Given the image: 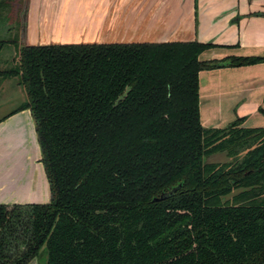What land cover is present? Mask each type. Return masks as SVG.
I'll return each instance as SVG.
<instances>
[{
	"label": "trees",
	"instance_id": "1",
	"mask_svg": "<svg viewBox=\"0 0 264 264\" xmlns=\"http://www.w3.org/2000/svg\"><path fill=\"white\" fill-rule=\"evenodd\" d=\"M213 47H21L0 77L26 89L51 200L0 204V264H264V128L204 127L199 79L264 58Z\"/></svg>",
	"mask_w": 264,
	"mask_h": 264
},
{
	"label": "crops",
	"instance_id": "2",
	"mask_svg": "<svg viewBox=\"0 0 264 264\" xmlns=\"http://www.w3.org/2000/svg\"><path fill=\"white\" fill-rule=\"evenodd\" d=\"M16 3L0 7V40L2 33L15 32L16 41L11 44L18 48L200 41L215 45L200 55L202 61L221 62L239 56L264 58V0ZM3 63L0 58V70H6L7 63ZM17 63L15 58L14 65ZM199 79L204 127H226L243 118L246 128H264V60L205 69ZM19 92L21 100L15 97ZM26 100L27 92L17 78L0 77V204H43L51 200L35 119L30 109L20 110ZM29 264L42 263L34 258Z\"/></svg>",
	"mask_w": 264,
	"mask_h": 264
},
{
	"label": "rangeland",
	"instance_id": "3",
	"mask_svg": "<svg viewBox=\"0 0 264 264\" xmlns=\"http://www.w3.org/2000/svg\"><path fill=\"white\" fill-rule=\"evenodd\" d=\"M10 1V0H9ZM16 1L17 3L18 2H21L22 3V0H14ZM13 1V2H14ZM12 2V4H13ZM16 3V4H17ZM7 39V40H14L16 41V38H15V32H8L7 34L6 33H2V38L1 40H4V39ZM21 46H19V48L15 45V44H5L2 48V52H1V55H0V58H1V61H4L3 64H6L5 65V69L7 68H10L12 66H14V59L15 58H18L19 59V55L16 57V53L19 51ZM24 90H26L24 88ZM26 94V93H25ZM15 97H17V99L21 100L22 99V93L19 92V93H16ZM25 99V98H24ZM23 99V100H24ZM17 101V100H16ZM18 102V101H17ZM244 154V152L242 153V155ZM241 155V156H242ZM211 161H219V162H225L227 160H229V158L223 153V154H218L216 156H213L210 158ZM239 190H236L233 194L235 193H238ZM229 198L231 199L232 198V195L229 196ZM39 262H41L42 264H48L47 263V254L46 253H42L40 255L39 258H37Z\"/></svg>",
	"mask_w": 264,
	"mask_h": 264
}]
</instances>
